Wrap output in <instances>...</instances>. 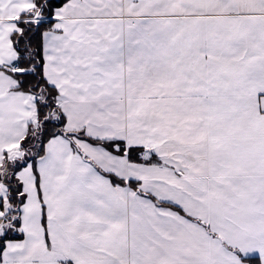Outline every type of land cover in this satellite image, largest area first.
<instances>
[{
	"label": "snow or ice",
	"instance_id": "6c2138e0",
	"mask_svg": "<svg viewBox=\"0 0 264 264\" xmlns=\"http://www.w3.org/2000/svg\"><path fill=\"white\" fill-rule=\"evenodd\" d=\"M0 264H264V0H0Z\"/></svg>",
	"mask_w": 264,
	"mask_h": 264
}]
</instances>
